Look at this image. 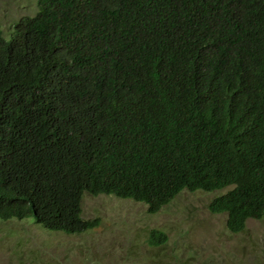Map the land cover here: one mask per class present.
<instances>
[{
  "label": "trees",
  "instance_id": "1",
  "mask_svg": "<svg viewBox=\"0 0 264 264\" xmlns=\"http://www.w3.org/2000/svg\"><path fill=\"white\" fill-rule=\"evenodd\" d=\"M226 187L208 209L230 232L264 217V0H37L0 22V221L82 234L85 193L154 214Z\"/></svg>",
  "mask_w": 264,
  "mask_h": 264
},
{
  "label": "rangeland",
  "instance_id": "2",
  "mask_svg": "<svg viewBox=\"0 0 264 264\" xmlns=\"http://www.w3.org/2000/svg\"><path fill=\"white\" fill-rule=\"evenodd\" d=\"M36 10L37 0H0V22L7 28ZM228 189L183 190L154 214L142 202L85 193L82 215L100 218L98 227L69 235L32 218L0 221V264H264V217L232 233L226 214L208 209ZM152 229L164 231L167 241L150 245Z\"/></svg>",
  "mask_w": 264,
  "mask_h": 264
}]
</instances>
